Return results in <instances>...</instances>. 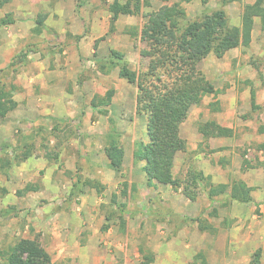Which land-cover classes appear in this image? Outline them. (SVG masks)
Segmentation results:
<instances>
[{"label": "rangeland", "instance_id": "rangeland-1", "mask_svg": "<svg viewBox=\"0 0 264 264\" xmlns=\"http://www.w3.org/2000/svg\"><path fill=\"white\" fill-rule=\"evenodd\" d=\"M223 1L141 0V12L119 17L114 32L110 31L108 10L114 0H10L0 5V21L14 22V26L0 27V82L13 94L23 81L34 78L37 93L42 87L46 95H73L65 98L72 114L64 120L45 115L40 121L20 122L11 116L0 119V159L13 160L23 143H29L33 153L24 163L0 168V188L8 191L0 196V251L25 238L38 242L53 264H82L83 256L90 260L96 250L100 257L108 254L116 264H124L127 255L152 260L151 246L171 243L181 230L204 231L238 222L223 215L221 219L219 213L230 207V193L240 184L239 168H235L239 159L243 169L264 168V15L253 18L248 47L241 46L222 58L211 54L197 65L217 92L197 99L180 126L173 169L181 182L177 190L157 180L153 187L148 186L140 155L147 142V119L138 113V86L119 78L118 68L109 75L100 71V65L108 64L111 51L116 50L125 54L132 71L147 74L151 59L143 30L151 15L167 5L182 6L186 12L183 25L223 9L231 26L241 29L245 7L256 0ZM39 15H47L40 35L34 31ZM25 18L33 26L30 37L12 39L11 35L20 34L15 24ZM28 27L26 23L23 32ZM29 45L33 51L27 63H22L18 57ZM13 61L17 63L14 68L10 66ZM160 72L164 83H173L165 69ZM74 84L78 86L75 91ZM111 89L116 91L112 104L94 109L92 103H99ZM205 124H211L208 138L199 131ZM113 128L125 150L119 172L108 167L105 154ZM224 130L231 133L222 134ZM29 160H33L31 166L20 170ZM211 161L222 165L221 174L228 182L205 176V182L193 187L189 169L203 172L202 167ZM75 184L78 187L73 193ZM212 189L220 194L210 198ZM113 195H117L116 202ZM194 205L205 213L210 211L213 224L204 218L205 213L194 216ZM82 216L84 227L78 219ZM0 264H6L1 252Z\"/></svg>", "mask_w": 264, "mask_h": 264}, {"label": "trees", "instance_id": "trees-1", "mask_svg": "<svg viewBox=\"0 0 264 264\" xmlns=\"http://www.w3.org/2000/svg\"><path fill=\"white\" fill-rule=\"evenodd\" d=\"M10 0H3L7 3ZM233 0H224L228 4ZM209 0H202L207 4ZM111 15L110 31L114 32L116 22L122 15H137L141 12V0L128 1L123 4L119 0H114L108 5ZM264 15V0H256L252 5L245 7L243 16V27L241 29L231 26L230 19L223 9H217L204 14L198 20L182 24L186 21V12L179 3L171 6H164L159 11L151 15L147 21L143 34L148 41L150 52L147 56L151 59L149 71L141 76L132 71L125 61V54L116 50L111 51L109 63L101 64L100 71L104 75H109L112 70L119 69V77L129 83L138 86V113L146 116V136L147 142L142 144L140 155L145 162L142 170L148 177V186L153 187L154 181L169 183L174 190L181 186V182L175 178L173 169L175 166V156L180 145V126L187 118L192 104L204 95L215 94L217 91L211 83L203 78L197 70L200 61L206 59L211 54L222 58L227 52L241 46L248 47L251 43L253 18ZM47 15H39L35 33L41 34L45 27ZM14 22L2 19L0 27L13 25ZM32 45L22 50L20 62L27 63ZM17 66L16 61L10 64ZM161 69H165L164 74L173 79V83L162 80ZM16 70V69H15ZM13 70V71H15ZM115 90H109L99 103H92L94 109L100 106L107 107L112 104ZM255 91L251 90L253 109L257 108L255 103ZM18 107L14 95L7 89L6 84L0 82V119H5L12 111ZM108 113L103 111L102 114ZM211 124L199 127L201 134L208 138ZM114 136L105 146V154L108 158V167L114 171H121L125 158V150L120 141V134L113 128ZM230 130H224L222 134H230ZM20 153H16L14 159H0V168H11L13 164L26 162L33 156L32 147L29 143H23L22 148H18ZM189 179L191 185L197 187L205 182L203 172H198L194 168L189 169ZM125 184V189L127 188ZM78 184L74 185L73 193L76 192ZM75 189V190H74ZM0 196H5L8 191L0 188ZM80 193L82 190L79 191ZM252 188L244 183H238L230 193L229 198L233 201L247 204L251 199ZM126 191L122 192L126 196ZM220 193L212 189L209 197ZM117 201V195H113V202ZM122 207H126L125 204ZM1 255L6 264H53L51 255L35 240L18 238L15 244L7 251L1 250ZM151 260H144L141 264H150ZM249 264H264L262 252L257 251Z\"/></svg>", "mask_w": 264, "mask_h": 264}, {"label": "crops", "instance_id": "crops-1", "mask_svg": "<svg viewBox=\"0 0 264 264\" xmlns=\"http://www.w3.org/2000/svg\"><path fill=\"white\" fill-rule=\"evenodd\" d=\"M30 20L25 18L15 24L18 26L20 34L11 35L12 39L14 37L17 38V41H20L21 38L28 39L30 37V30L33 27L30 25ZM26 23L27 25L29 24V27L27 32H23L24 29L22 30V28L25 27ZM37 78H40V75ZM33 82L34 78H27L21 83L22 86L17 89L18 92L13 93L18 107L8 116L23 122L40 121V118L44 115L53 120L56 118L62 120L71 113L70 108H68L69 100L67 99L73 95L69 94V92H66L63 95L64 97L57 93L55 95H46L43 94L42 87L37 93L33 88ZM76 86L77 84H74L73 91H75ZM210 144L211 149H213L212 142ZM223 146H225L224 143ZM210 157H215V154L210 155ZM32 162L33 160H29L20 170L29 168ZM242 165L243 162L239 159V166L235 168H239L240 183H244L252 188V200L248 204L231 201L229 203L230 207H225L224 212L219 213L221 219L223 215L224 219L229 217L231 219H238V222L236 224L233 223L232 226L209 227L208 229H204V231H200L198 228L181 230L180 234L173 238L171 243H154L151 246L154 255L150 264H249L257 251L262 252V261L264 263V168L253 167L243 169ZM202 170L205 176H211L214 182H218V180L221 183L228 182L221 174L223 167L222 165L219 166V162L214 163L211 161L209 164L203 166ZM193 208L192 212L195 213L194 216H200L201 213H205V211L198 210L196 205ZM209 214L210 211L205 213L204 218L213 224L212 219L209 218ZM78 215L81 216V214ZM82 218L83 216L78 218L81 222L80 227L85 226L83 225ZM230 222L232 223V221ZM83 232L82 230L81 234ZM82 239L81 236L80 241ZM98 252L96 250L90 260L85 259L86 257L83 256L82 264H116L113 257L108 254L100 257ZM134 256L133 258L127 255L123 263L141 264L144 261L141 255L135 254Z\"/></svg>", "mask_w": 264, "mask_h": 264}]
</instances>
